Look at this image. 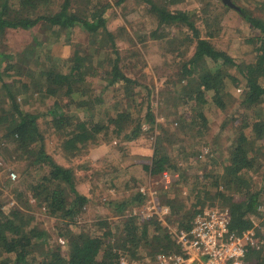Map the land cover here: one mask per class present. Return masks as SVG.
I'll use <instances>...</instances> for the list:
<instances>
[{
	"label": "trees",
	"instance_id": "16d2710c",
	"mask_svg": "<svg viewBox=\"0 0 264 264\" xmlns=\"http://www.w3.org/2000/svg\"><path fill=\"white\" fill-rule=\"evenodd\" d=\"M122 1L116 0L114 4L118 5ZM142 1L150 6V11L158 14L160 24L179 21L193 30L196 43L192 55L179 62L178 66L179 84L183 90L188 88L186 99L192 101L189 109L191 114L192 111L196 112V120H200L201 124L206 122L203 108L209 104L225 109L227 103L224 98L233 96L232 92L225 91V77L231 74L228 71L230 67H235L242 79L239 104L245 107L264 106V20L253 17L243 7L235 8L249 22L252 29L259 32L251 39L258 43L254 49V60L246 63L216 50L208 40L199 38V32L193 22L188 21V13L172 12L168 9V5L175 4L178 0H164L162 5L155 4L153 0ZM74 2L88 7L87 13L80 14L78 9H74ZM51 4V0H0V37L11 30L24 31L38 25L37 30L50 32L48 40L61 39L64 33L65 40L68 41L73 30L79 28L91 39L89 47L85 50L76 47L70 56L60 61L44 50V41L39 36H34L32 42L24 45L16 54L0 49V149L3 153L26 156L31 165H47V172L38 176L36 182L29 186V198L36 201L49 215L60 219V228L65 231L61 235L65 237L66 251L62 253L57 246L42 254L36 251V240L45 234L33 226V218L23 209L29 208V199L25 197L21 203L24 206H20L18 200L22 201V197L18 196V200L11 201L8 212L0 209V264H118L121 256L130 259L142 258V252L145 253L146 250H138L141 243L150 250L145 253L150 256L159 252L179 251L167 226L155 217L144 219L133 214V207L140 206L144 200L138 190L132 193L129 201H109L108 204L112 205L118 217L115 220L101 218L96 222L98 230L82 228L75 232L69 228L71 224L78 222L89 198L75 188L72 169L56 163L45 151L38 120L49 116L48 123L51 127L65 137L64 149L76 154L79 145L85 146L101 130L123 129L126 126L124 121L130 120V115L118 111L115 117L106 120V124L91 123L89 117H77L73 123L72 119L76 115L71 114L68 107L64 110L65 107L60 103L45 108L28 109L21 100L28 102V97H36L43 102L47 95H56L54 91L62 90V96L73 97L68 98V106L75 104V108L80 110L86 109L85 105L89 100L86 96L90 89L85 88L87 76L105 78L107 86L120 80L126 84L136 82L123 70L120 64L122 57L116 49L114 34L107 26L105 13L112 7L110 2L63 0L54 10L49 8ZM172 40L176 38L171 37L168 42L171 44ZM184 40L190 41L192 38L187 36ZM92 43L96 45L92 46ZM27 55L34 58L36 63L31 64V60L24 63L23 58ZM204 59L209 60L210 64L200 67V64L203 65L200 61ZM198 63L200 70L195 87L192 75L196 72ZM16 86L19 91L15 92ZM78 95L79 97L75 98ZM99 101H102V97ZM143 123L155 124L150 106L143 117L136 118L135 125L125 133V139L130 141L143 133ZM248 123L247 121L243 124L246 126ZM88 124H91L92 128ZM251 125L253 132L258 136H248L244 131H240L226 145V158L222 167L197 175L199 181L197 185H192V195L195 198L206 197L212 193L223 197L226 190L236 191L233 196L226 198L224 205L231 214L230 229L236 233L251 227V216L258 214L260 207V190L251 191L247 175L253 169L264 166L260 159H256L259 156V148L263 146L256 143L262 140L264 123L257 119L253 120ZM162 139L164 136H160L159 142L155 143L151 159L144 165L152 176L164 171L174 173L177 170L176 164L171 162L172 155L167 154L161 147ZM253 142L255 147L251 145ZM215 148L213 146V149ZM206 164L203 163L205 167ZM6 184L9 185L8 182ZM242 189H247L244 195L240 198L234 197ZM66 190H69L71 195L67 194ZM162 202L169 208L167 220L178 217V227L185 229L202 209H195L193 206L203 203L197 200L195 204L190 205L180 198L168 197ZM125 207L129 209L124 215L121 211ZM249 259V264H264V248L253 253Z\"/></svg>",
	"mask_w": 264,
	"mask_h": 264
},
{
	"label": "rangeland",
	"instance_id": "374dc122",
	"mask_svg": "<svg viewBox=\"0 0 264 264\" xmlns=\"http://www.w3.org/2000/svg\"><path fill=\"white\" fill-rule=\"evenodd\" d=\"M51 1L49 8L54 10L63 0ZM107 1L112 4L105 13L107 26L114 34L116 49L121 54L120 64L136 83L126 84L120 80L114 85L107 86V79L87 76L85 88L90 89L86 96L89 100L85 105L86 109L80 110L75 108V104L68 106V98L73 97L62 96V90L54 91L56 95H47L43 102L36 97H28L26 99L28 102L21 98V103L28 109L45 108L60 103L65 107L64 110L68 107V111L76 115L72 119L73 123L77 117L80 119L89 117L91 123L106 124V120L115 117L118 111L130 115V120L124 121L126 126L123 129L101 130L85 146L79 145L76 154L64 149L65 137L51 127L48 123L49 116L38 120L45 151L56 163L72 169L75 188L89 198L78 222L71 224L69 228L75 232L82 228L98 230L96 222L101 218L115 220L118 217L112 205L108 204L109 201H129L132 193L147 184L156 188L165 201L167 197L180 198L190 205L195 204L197 200L203 201L202 204L193 206L195 209L205 206L224 207L226 198L233 196L236 191L226 190L223 197L215 196L216 193L211 192L213 197L209 194L206 197L195 198L192 195V185H197L199 181L197 175L222 167L226 158L224 155L226 145L240 131H244L248 136H258L253 132L251 124L257 119L264 123V106L245 107L239 104V87L242 88V79L236 68L230 67L228 71L231 74L225 77V91L232 92L233 96L224 98L227 105L223 110L215 104L205 106L203 112L206 122L201 124L200 120L195 118L196 112L192 111L191 114L189 109L192 101L186 99L188 88L183 90L179 84V62L187 60L192 55L196 43L193 30L179 21L160 24L158 14L150 11V6L142 0H123L118 5L114 4L116 0ZM153 1L157 5L164 2ZM231 1L236 6L243 7L253 17L264 20V0ZM73 8L84 15L88 11V7L81 3L74 2ZM168 9L172 12L188 13V21L193 22L199 32V38L208 40L216 50L223 51L240 62L249 63L254 60V49L258 43L251 39L259 32L254 31L235 8L223 4L220 0H178L175 4L168 5ZM37 27L38 25L24 31L7 32L5 36L0 37V49L16 54L24 45L30 44L34 36H39L44 41V50L60 61L70 56L76 47L84 50L89 47L91 39L79 28H75L70 39L66 41L64 33L61 39L48 40L50 32L37 30ZM187 36L192 40L185 41ZM171 37H175L176 40H172L173 43L170 44L168 39ZM94 45L96 44L92 43V46ZM29 60L31 64L36 63L29 55L23 58L24 63H28ZM204 60L200 61L203 63L200 67L210 64L209 60ZM198 65L199 63L192 75L195 87L200 70ZM18 89L16 86L14 91H19ZM100 96L102 101H99ZM78 97L79 95L75 96ZM149 106L155 124L143 123V133L133 140H126L127 130L135 125L136 118L145 115ZM247 121L249 125L245 126L243 123ZM88 126L91 127V124ZM160 136H164V139L160 140L161 147L167 154L172 155L171 162L176 164L177 168L171 173L172 184H169L166 190L161 174L152 176L149 170L144 168V165L149 163L153 147L159 142ZM261 139L256 143L263 144L256 159H260L264 165V129ZM256 144L253 142L251 145L255 147ZM204 162L207 163L206 167L203 165ZM47 170V165H31L26 156L3 153L0 149V209L8 212L11 201L18 200V196L22 197L18 204L24 206L21 203L27 197L30 201L29 208L23 209L33 218V226L45 234L36 240V251L42 254L47 249L57 246L64 253L65 237L61 234L65 231L60 228V219L49 215L36 201L29 198V186ZM9 172L16 174L14 180L8 177ZM247 177L251 191L260 190L258 201L263 207L264 166L253 169ZM6 182L9 183L8 186ZM246 190L242 189L234 197L240 198ZM66 192L71 195L69 190ZM139 207H133L138 216ZM127 209L129 208L125 207L121 213L127 214ZM165 221V225L172 228L179 225L178 217H172L171 220L165 218ZM146 247L141 243L138 250H146L145 253H148L150 250Z\"/></svg>",
	"mask_w": 264,
	"mask_h": 264
},
{
	"label": "built area",
	"instance_id": "2783aa9c",
	"mask_svg": "<svg viewBox=\"0 0 264 264\" xmlns=\"http://www.w3.org/2000/svg\"><path fill=\"white\" fill-rule=\"evenodd\" d=\"M11 180L16 178L9 172ZM163 187L172 184L171 173L164 171L160 176ZM138 191L144 197L138 214L144 219L155 217L164 226L169 208L163 204L156 188L149 184ZM259 202V201H258ZM135 214L136 211L133 210ZM137 215V214H136ZM231 214L227 207L205 206L198 212L187 229L167 226L172 233L179 251L144 254L140 259L121 256L118 264H249L253 253L264 248V206L258 214L251 216L252 225L240 233L230 229Z\"/></svg>",
	"mask_w": 264,
	"mask_h": 264
},
{
	"label": "water",
	"instance_id": "95a60500",
	"mask_svg": "<svg viewBox=\"0 0 264 264\" xmlns=\"http://www.w3.org/2000/svg\"><path fill=\"white\" fill-rule=\"evenodd\" d=\"M220 1L229 7L238 8L236 5L233 4L231 0H220Z\"/></svg>",
	"mask_w": 264,
	"mask_h": 264
},
{
	"label": "crops",
	"instance_id": "0c3cea01",
	"mask_svg": "<svg viewBox=\"0 0 264 264\" xmlns=\"http://www.w3.org/2000/svg\"><path fill=\"white\" fill-rule=\"evenodd\" d=\"M253 61V60H252ZM252 61H250V62H252ZM134 169H136V168H134ZM85 195V194H84ZM86 196V195H85Z\"/></svg>",
	"mask_w": 264,
	"mask_h": 264
}]
</instances>
